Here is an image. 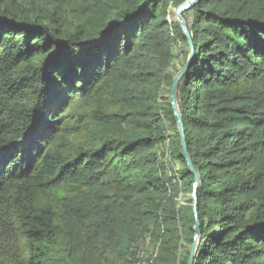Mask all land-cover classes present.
<instances>
[{"label": "trees", "instance_id": "obj_1", "mask_svg": "<svg viewBox=\"0 0 264 264\" xmlns=\"http://www.w3.org/2000/svg\"><path fill=\"white\" fill-rule=\"evenodd\" d=\"M166 6L0 0V264H86L76 240L92 222L124 264L146 235L152 264L192 243L180 195L193 175L160 101L172 45L187 46L184 61L188 45ZM182 15L193 55L177 102L200 174L193 264H264V0H198ZM79 196L59 216L53 203Z\"/></svg>", "mask_w": 264, "mask_h": 264}, {"label": "rangeland", "instance_id": "obj_2", "mask_svg": "<svg viewBox=\"0 0 264 264\" xmlns=\"http://www.w3.org/2000/svg\"><path fill=\"white\" fill-rule=\"evenodd\" d=\"M184 0H166V16L165 20L172 26H176L177 22L174 18V10L175 8ZM183 18L187 22V17L182 15ZM178 26V25H177ZM187 50V46L178 39L172 45L171 51L173 53V61L168 67L166 73L170 75H174L179 68L184 64L183 53ZM168 85L166 82L163 84L161 89V98L160 101H163V98L167 97ZM164 102V101H163ZM166 157H169V153L167 152ZM175 163H170L173 166ZM176 166V164H175ZM95 191H87L82 196L84 200L90 201V197H96ZM79 197H66L63 201L58 203L54 202V206L56 207L57 213L59 216L67 215L68 210L66 208V204L69 202L74 203L76 200L78 202ZM191 201V196L189 194L180 195V204L181 205H189ZM79 204V203H78ZM88 229L82 228L79 232L80 239L76 240L77 247L81 251V255L84 258L86 264H124L123 260L119 258L117 253L111 248L110 243L106 240V229L103 231L99 226L95 225L94 222L90 223ZM78 237V236H77ZM189 250V245L186 243L185 238L182 236L180 239V247L178 251V255L174 264H181V260L183 256H185L186 251ZM157 251H155L154 259L156 257ZM58 264H67V260L63 257L57 260Z\"/></svg>", "mask_w": 264, "mask_h": 264}, {"label": "water", "instance_id": "obj_3", "mask_svg": "<svg viewBox=\"0 0 264 264\" xmlns=\"http://www.w3.org/2000/svg\"><path fill=\"white\" fill-rule=\"evenodd\" d=\"M197 1L198 0H184L174 10V18L187 41L188 55H187V58L184 64L173 75V78L170 82V85L168 87V92H167V102L171 108L173 118H174V121L177 127V132L179 134L181 155L186 164L188 172L193 175V191L190 196H191V201H192L191 205H192V212H193V217H194V226H193L192 243L189 245L186 264H193V259H194L195 252H196V245L198 243V239L201 233V229H200L201 223L198 218L197 208H196V189L198 185L200 184V174L195 168L192 162V159L190 157V154L187 150L185 134H184V126L182 123L181 114H180V110H179L178 102H177V90H178V85L180 81L182 80L183 76L186 74V72L188 71L190 67L192 55H193V46H192L191 36L188 30L187 22L183 18L182 13L190 9L191 7H193Z\"/></svg>", "mask_w": 264, "mask_h": 264}, {"label": "built area", "instance_id": "obj_4", "mask_svg": "<svg viewBox=\"0 0 264 264\" xmlns=\"http://www.w3.org/2000/svg\"><path fill=\"white\" fill-rule=\"evenodd\" d=\"M155 246L148 235L138 239L133 245L135 264H152Z\"/></svg>", "mask_w": 264, "mask_h": 264}]
</instances>
